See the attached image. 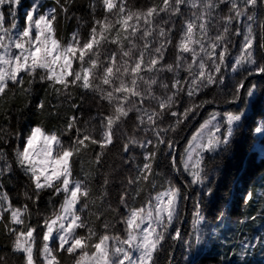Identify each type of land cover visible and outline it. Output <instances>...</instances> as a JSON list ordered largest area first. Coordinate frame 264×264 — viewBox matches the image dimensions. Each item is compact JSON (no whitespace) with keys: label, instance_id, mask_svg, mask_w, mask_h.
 I'll return each instance as SVG.
<instances>
[{"label":"snow or ice","instance_id":"6c2138e0","mask_svg":"<svg viewBox=\"0 0 264 264\" xmlns=\"http://www.w3.org/2000/svg\"><path fill=\"white\" fill-rule=\"evenodd\" d=\"M22 4L0 0V99L10 93L31 97L40 86L73 111L62 127L37 125L23 136L11 128V109L3 113L9 123L0 126V224L11 239L0 264H64L65 257L72 264H161L165 251L166 264H175L176 243L189 250L199 245L207 219L197 194L191 230H182L186 189L200 186L213 195L205 154L230 150L257 92L250 78L264 80V0H145L141 6L89 0L88 18L77 17L66 39L56 24L61 15H75V0H54L48 8L34 0L18 20ZM109 45L113 50L101 58ZM226 69L238 79L223 102L244 107L210 112L180 151V133L218 102L205 98V90L226 87ZM77 89L98 95L107 110L82 119L73 98ZM35 108L46 111V99ZM117 144L119 178L115 169L102 171ZM90 146H98L95 168L81 178L74 164ZM13 160L27 178L15 199L5 187ZM170 173L186 179L177 183ZM44 192L62 198L59 208L33 223ZM251 200L248 193L245 203ZM262 215L264 210L247 219ZM223 216L220 211L213 219ZM239 244L243 259L249 247H264V233Z\"/></svg>","mask_w":264,"mask_h":264},{"label":"trees","instance_id":"16d2710c","mask_svg":"<svg viewBox=\"0 0 264 264\" xmlns=\"http://www.w3.org/2000/svg\"><path fill=\"white\" fill-rule=\"evenodd\" d=\"M48 6H53L54 0H47ZM89 0H75L73 5V12L75 15L71 18H65L61 15L58 18L56 28L58 35L66 39L77 28V17L88 18L87 5ZM133 5L141 6L145 3V0H132ZM159 3V0H157ZM82 32H86V29H82ZM241 38L237 37V45ZM114 46H107L101 49V58L108 56L113 50ZM235 54V49H233ZM171 59V57H169ZM224 76L226 70H224ZM170 78V74H169ZM252 83L257 84V92L254 97L248 101V106L245 110V117L236 128L234 137L232 139L231 148L229 151H219L214 156H205L207 169L209 173L215 172L214 177L210 178L211 186L213 188V195H204L206 188L188 187L186 189L189 195L186 224L183 228L184 232H189V226L192 219V210L194 202L197 198V194H200V199L203 204V212L206 216V222L204 224V233L209 234L210 229L215 228V223L218 219L219 212L224 213L223 217H229L231 222L228 223V227L224 230L219 228V235L214 238L210 243L212 237H209V241L204 244L205 238L201 242L202 249L194 256L192 260L183 261L180 254V249H176L174 255L175 264H235V260L231 259V256L235 255L236 241L243 235L247 237H254L260 235L259 228L264 227V215L258 216L256 220L247 219L248 217L257 216L258 212L264 210V131L257 133L255 129L257 127L264 128V80L260 78L251 79ZM230 93L226 88L213 87L210 90H205V98H216L217 103L211 104L218 108L226 107L225 109H207L203 111L200 121L204 120L208 114L212 111L224 112L235 111L238 108L244 107L243 104L229 105L223 102V98L226 94ZM84 96L81 101L80 97ZM74 102L80 104V109L83 113L82 119H87L89 116H95L101 110H107V104L105 101H100L99 96L95 94L84 95L80 90H73ZM41 99H46L48 108L44 112H40L35 108ZM56 106V107H53ZM209 106V105H207ZM11 109L12 120L11 128L13 131H19L21 135L26 134L27 131L34 126L43 125L44 127L55 130L62 127L64 123V117L72 113L67 102L61 103L53 95H48L44 89L37 86L31 97H26L23 94L10 93L8 98L0 99V126H8V121L4 118L3 113ZM57 115L50 113L56 112ZM198 115L195 119L184 128L183 132L179 135V143L184 136L187 137L196 129L198 124H195ZM129 133L132 132L133 126L127 125ZM141 136L143 134L141 133ZM186 141V140H185ZM185 141L180 145L179 150L182 151ZM22 143V140L19 141ZM18 141L12 140L11 145L15 147ZM120 144H117L115 148H112L108 154L104 157L105 167L102 171L109 169H115L114 175L119 178L120 173L123 171L121 167V159L118 152ZM9 159H13V154L10 149ZM95 151H98V146H90L81 157H79L74 164V175H78L81 178L85 173H90L94 170L95 165L92 160L95 155ZM139 151V150H137ZM14 174L9 180L5 178V187L9 193L15 199L17 193L22 190V186L27 183V178L16 167L13 160ZM170 176L174 178L177 183H183L186 179L184 175L177 176L175 173H170ZM180 182H178L177 180ZM91 175L89 179L91 180ZM95 188V182L92 184ZM248 193H253V200L245 203V196ZM52 197V202H49V197ZM61 197L53 196L51 192H44L41 194L39 201L38 213L33 209L32 222L35 223L39 220L43 222V217L50 214L53 208H59ZM186 207V204H185ZM94 211V209H92ZM253 212L255 213H251ZM185 211V208H184ZM183 211V215H184ZM254 214V215H253ZM244 223L241 224L240 221ZM183 221V218H182ZM216 229V228H215ZM10 239L11 237L6 233L3 225L0 224V252L4 250L10 251ZM41 241L38 240V244ZM194 245V244H193ZM202 250V251H201ZM175 251V250H174ZM259 251V250H258ZM174 253V252H173ZM167 251L160 254L161 264H166ZM255 258H250L245 263L239 264H264V255L260 251L254 254ZM225 262H224V261ZM18 264V261H17ZM64 264H72L71 259L65 257Z\"/></svg>","mask_w":264,"mask_h":264},{"label":"rangeland","instance_id":"374dc122","mask_svg":"<svg viewBox=\"0 0 264 264\" xmlns=\"http://www.w3.org/2000/svg\"><path fill=\"white\" fill-rule=\"evenodd\" d=\"M33 2H34V0H23V4H22V6L20 7V9H19V13H18V20L21 18V17H23V14L26 12V11H28L29 10V8H30V6L33 4ZM38 2L40 3V4H42V5H44L45 6V8H48V7H51V6H48L47 5V0H38ZM21 23H22V21H21ZM71 35V34H70ZM69 35V36H70ZM225 77H226V81H225V83H226V87H224V88H226L229 92L231 91V88H232V86L236 83V80L238 79V76L236 75V74H233L230 70H227L226 69V75H225ZM217 112V111H216ZM208 117V116H207ZM206 117V118H207ZM205 118V119H206ZM203 122V120L202 121H199L197 124H198V126H199V124L200 123H202ZM197 126V127H198ZM196 127V128H197ZM195 131V130H194ZM193 133V132H192ZM191 133V134H192ZM191 134L187 137V139L191 136ZM187 139H186V141H187ZM186 141H185V143H184V145L186 144ZM184 145H183V147H184ZM183 150V149H182ZM206 155H209V156H214V155H216V153H206L205 154V156ZM214 175H215V172L214 171H212L211 173H210V175H209V179L210 178H212V177H214ZM194 187H198V188H201L200 186H194ZM229 222H231V220L229 219V217H223L222 219H218L217 220V222L215 223V228H216V231H215V234H212V231H211V229H210V232H209V234L207 235V234H205L204 233V238H205V241H204V244L207 242V241H209L208 239H209V237L211 238L212 237V239L210 240V243L209 244H211V241L214 239V238H216L218 235H219V229H221V230H224V229H226L227 227H228V223ZM181 226V225H180ZM202 227L204 228V225H202ZM217 228H219V229H217ZM189 229L191 230V223H190V226H189ZM213 229V228H212ZM260 234H262V233H264V229H262V232H259ZM245 237V235H243L242 236V238L241 237H239L238 238V240L236 241L237 243H236V253H235V255H234V253H233V255L231 256V259L232 260H235V264H239V263H245V262H247L250 258H255V256H254V254H256V252L258 253L259 251H260V253L262 252L263 253V255H264V247H260L259 245H257L256 247H249V249H248V251H247V254L246 255H244L243 256V259H241V247H240V244H239V241L240 240H242L243 238ZM255 237V236H254ZM252 237H250V239H251ZM178 247H179V249H180V254H181V258H182V260L183 261H189V260H192L193 258H194V256L199 252V250L200 249H202V248H204V247H202V245H201V243L199 244V245H197V244H194L193 245V247H192V249H186L182 244H180L179 242H178ZM202 247V248H201ZM263 248V249H262ZM178 249V248H177ZM259 250V251H258ZM202 251V250H201Z\"/></svg>","mask_w":264,"mask_h":264},{"label":"water","instance_id":"95a60500","mask_svg":"<svg viewBox=\"0 0 264 264\" xmlns=\"http://www.w3.org/2000/svg\"><path fill=\"white\" fill-rule=\"evenodd\" d=\"M255 78H259V77H252V78H250V79H255ZM225 108H226V107H220V108H218V107L215 106V105H209V106H206V107H205V108L199 113L198 118H197V120L195 121L194 125L197 124V123L200 121V117H201L203 111H205V110H207V109H219V110H220V109H225ZM185 140H186V135L184 136V138L182 139V141L179 143V147H180V145H181ZM177 180H178V177H177ZM178 182H180V181L178 180ZM188 201H189V200L186 201V207H185V211H184V215H183V221H182V224H181L182 230H183V228L185 227V224H186V213H187ZM176 245H178V242L176 243Z\"/></svg>","mask_w":264,"mask_h":264},{"label":"bare ground","instance_id":"6f19581e","mask_svg":"<svg viewBox=\"0 0 264 264\" xmlns=\"http://www.w3.org/2000/svg\"><path fill=\"white\" fill-rule=\"evenodd\" d=\"M251 213H254L253 210H252ZM254 214H255V213H254ZM254 214H253V215H254ZM177 248H178V245H176V247H175V251H174V253H173V258H174V255H175V252H176V249H177ZM223 261H224V260H223ZM224 262H225V261H224ZM223 264H224V263H223Z\"/></svg>","mask_w":264,"mask_h":264},{"label":"crops","instance_id":"0c3cea01","mask_svg":"<svg viewBox=\"0 0 264 264\" xmlns=\"http://www.w3.org/2000/svg\"><path fill=\"white\" fill-rule=\"evenodd\" d=\"M246 197V196H245ZM262 229H264V227H260L259 228V232H262ZM263 249V248H262Z\"/></svg>","mask_w":264,"mask_h":264}]
</instances>
